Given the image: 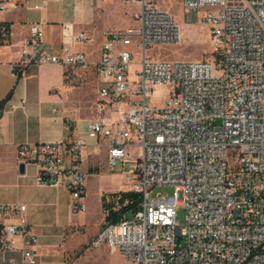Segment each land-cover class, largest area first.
Returning a JSON list of instances; mask_svg holds the SVG:
<instances>
[{
    "label": "built area",
    "instance_id": "built-area-1",
    "mask_svg": "<svg viewBox=\"0 0 264 264\" xmlns=\"http://www.w3.org/2000/svg\"><path fill=\"white\" fill-rule=\"evenodd\" d=\"M135 1L133 22L105 33L86 131L21 142L19 161L36 164L39 184L67 188L72 211L80 212L87 208L83 147L106 144L109 164L123 162L132 190L142 194L133 218L107 224L94 239L118 248L123 264H264V0H182L185 11L205 8L215 40L214 58L198 60L150 53L179 42L181 25L155 0ZM8 5L0 0V9ZM43 36L41 24H32L23 61L87 63V52L77 49L93 42L86 31L68 32L60 51L42 50ZM164 88L169 92L157 104L152 97ZM25 104L22 98L17 106ZM158 185L175 191L151 196ZM27 210L25 203L0 202V250L21 242L22 256L12 264H44Z\"/></svg>",
    "mask_w": 264,
    "mask_h": 264
},
{
    "label": "crops",
    "instance_id": "crops-1",
    "mask_svg": "<svg viewBox=\"0 0 264 264\" xmlns=\"http://www.w3.org/2000/svg\"><path fill=\"white\" fill-rule=\"evenodd\" d=\"M8 1V7L0 9V21L10 23V39L0 44V202L25 203L28 206V219L39 238L38 256L44 264H56L59 261L42 248L41 225L54 215L71 218L72 196L63 186L39 184L36 164H25L22 170L18 144L25 141H57L65 137L74 139L86 131L88 121L95 113L86 117L74 115L68 110L66 96L69 82L80 70L96 69L106 31L130 25L140 5L135 0ZM162 8L176 16L172 10ZM34 23H40L44 31L42 50L60 51L68 32L86 31L93 38L92 43L99 48V58L89 59L90 52L84 44L78 45L77 49L87 52L85 65L23 61V43L30 36ZM22 98L26 99L25 106H17ZM2 101H5L3 108ZM91 141L83 147V168L87 174L100 170L101 158L108 159L107 145ZM125 186L123 184L115 189H126ZM109 191L101 190V207L103 194ZM87 192L88 179L85 196ZM21 245L18 242L13 249L0 250V264H12L13 260L20 259Z\"/></svg>",
    "mask_w": 264,
    "mask_h": 264
},
{
    "label": "rangeland",
    "instance_id": "rangeland-1",
    "mask_svg": "<svg viewBox=\"0 0 264 264\" xmlns=\"http://www.w3.org/2000/svg\"><path fill=\"white\" fill-rule=\"evenodd\" d=\"M162 7L172 10L181 25L182 35L177 43L161 44L152 49L155 57L168 60H198L201 58H214L215 40L211 35V27L203 20L205 8L185 11L181 0H155ZM89 59L99 58V48L94 43H87ZM80 70L74 73L73 81L69 82L66 96L68 110L77 116L90 117L95 113V103L98 89V75L96 69ZM72 70V69H71ZM167 88L157 90L153 99L160 104L164 100ZM132 159L138 156L137 147L133 148ZM126 184L122 190H132V183L126 179V166L119 162L111 166L108 159L101 158L100 170L88 174V192L85 196L87 208L84 211L74 212L71 218L63 215H54L41 225L43 231V250L48 251L54 259L62 261H77L81 263H119L123 264L124 258L116 247L106 243L95 244L94 239L106 226L105 212L101 207V190L115 189ZM114 191L105 192L107 202L117 201L112 196ZM174 185H158L151 192V196L159 193L172 195ZM117 206H120L117 204ZM186 210L181 207L178 211V220L185 221ZM126 217L133 218L134 213L128 212Z\"/></svg>",
    "mask_w": 264,
    "mask_h": 264
},
{
    "label": "trees",
    "instance_id": "trees-1",
    "mask_svg": "<svg viewBox=\"0 0 264 264\" xmlns=\"http://www.w3.org/2000/svg\"><path fill=\"white\" fill-rule=\"evenodd\" d=\"M10 39V23L0 21V44ZM5 101L1 102L3 108ZM112 196L117 197V201L107 202L105 195L102 197V206L105 212L106 225L117 222L126 217L128 212L135 213L141 208L142 194L135 190H120L113 192ZM119 204L120 206H117Z\"/></svg>",
    "mask_w": 264,
    "mask_h": 264
},
{
    "label": "water",
    "instance_id": "water-1",
    "mask_svg": "<svg viewBox=\"0 0 264 264\" xmlns=\"http://www.w3.org/2000/svg\"><path fill=\"white\" fill-rule=\"evenodd\" d=\"M24 165H25V164H21V168H22V170L24 169Z\"/></svg>",
    "mask_w": 264,
    "mask_h": 264
}]
</instances>
